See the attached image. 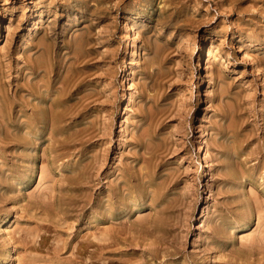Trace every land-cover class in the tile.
<instances>
[{"label":"rangeland","instance_id":"1","mask_svg":"<svg viewBox=\"0 0 264 264\" xmlns=\"http://www.w3.org/2000/svg\"><path fill=\"white\" fill-rule=\"evenodd\" d=\"M0 264H264V0H0Z\"/></svg>","mask_w":264,"mask_h":264},{"label":"bare ground","instance_id":"2","mask_svg":"<svg viewBox=\"0 0 264 264\" xmlns=\"http://www.w3.org/2000/svg\"><path fill=\"white\" fill-rule=\"evenodd\" d=\"M114 6H115V5H114ZM115 7H116V6H115ZM118 7H119V6H118ZM116 8H117V7H116ZM81 33H82V32H81ZM73 39H74V38H73ZM152 39H153V38H152ZM81 41H82V40H81ZM153 42H154V41H153ZM42 44H43V43H42ZM76 45H77V43H76ZM154 46H155V45H154ZM160 46H161V45H160ZM160 46H159V47H160ZM157 47H158V46H157ZM46 50H47V49H45V51H46ZM97 51H98V50H97ZM46 52H48V50H47ZM209 53H210V52H209ZM207 55H208V54H207ZM43 56H44V54H43ZM168 56H169V55H168ZM28 59H29V58H28ZM104 60H105V59H104ZM208 62H209V61H208ZM208 62H207V63H208ZM153 64H154V63H153ZM153 64H152V65H153ZM67 65H68V64H67ZM80 96H81V95H80ZM48 104H49V103H48ZM247 104H248V103H247ZM246 106H247V105H246ZM241 113H242V112H241ZM53 114H54V113H53ZM53 114H52V115H53ZM54 115H55V114H54ZM61 115H62V114H61ZM57 116H59V113H58ZM56 118H57V117H56ZM63 119H64V118H63ZM58 120H59V119H58ZM50 121H51V120H50ZM52 123H53V122H52ZM52 123H51V124H52ZM57 123H58V122H57ZM58 125H59V123H58ZM56 127L59 128V126H56ZM56 127H55V128H56ZM99 134H100V133H99ZM141 144H142V143H141ZM143 148H144V147H143ZM145 148H146V147H145ZM199 148H200V150H201V145H200ZM145 150H146V149H145ZM163 153H164V152H163ZM144 157H145V156H144ZM101 160H102V159H101ZM99 165H100V164H99ZM142 165H144V164H142ZM139 166H140V165H139ZM71 173H72V172H71ZM90 182H91V181H90ZM204 214H205V208H203L202 211H201L199 221H201V220L203 219ZM9 222H10V220H9ZM7 224H8V223H7ZM10 227H11V225H10ZM7 229H8V228H7ZM9 229H11V228H9ZM5 231H6V229H5ZM9 231H10V230H9ZM9 231H8V233H9ZM6 233H7V231H6ZM86 237H87V236H86Z\"/></svg>","mask_w":264,"mask_h":264}]
</instances>
